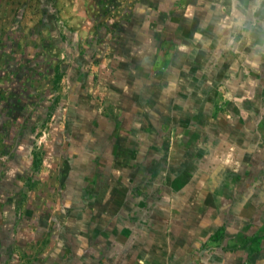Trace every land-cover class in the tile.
<instances>
[{
	"label": "rangeland",
	"instance_id": "374dc122",
	"mask_svg": "<svg viewBox=\"0 0 264 264\" xmlns=\"http://www.w3.org/2000/svg\"><path fill=\"white\" fill-rule=\"evenodd\" d=\"M260 2L264 0H248V12L243 13L235 11L237 0H0V264H73V256L79 257L76 264H103L121 250L119 232L101 244L94 228L106 225H92L98 241L85 248L73 245L68 230L80 218L91 224L105 221L98 214L105 205L91 198L108 174L113 177L109 190L124 194L120 211L125 205L133 214L144 208L140 203L146 201L138 197L143 185L131 176L122 182V168L115 167L117 141L123 137L139 144L140 126L174 124L147 101L148 95L146 102L139 98L141 90L158 95L173 82L196 84L203 69L228 62L225 80L230 79L211 90L216 97L210 109L222 117L216 121L221 128L237 125L231 123L234 81L240 79L236 70L244 60L254 63L253 50L245 52L243 45L256 25L253 5ZM237 15H244L243 25ZM215 17L220 24L212 21ZM238 31L242 39L222 38ZM260 32L254 43L260 44L264 60V28ZM242 51L245 57L239 58ZM219 69L215 77L221 75ZM248 73L246 79L259 74ZM109 85L118 98L135 96L130 117L124 116L123 103L107 101ZM135 87L141 88L138 94ZM176 91L183 100L185 90ZM252 91L244 104H234L244 107L250 131L264 117V89ZM164 140L166 145L172 141L169 133ZM251 148L247 159L259 160ZM137 154L140 159L148 156L146 151ZM253 170L247 167L249 174ZM130 194L132 201L127 200ZM249 205L262 207L260 201ZM119 210L121 215L124 209ZM74 212L81 214L72 219L69 214ZM249 213L240 216L251 230L238 232L231 225V241L218 246H231L232 255L245 261L257 257L259 263L264 258V215ZM222 237L218 231L211 233L202 250Z\"/></svg>",
	"mask_w": 264,
	"mask_h": 264
},
{
	"label": "crops",
	"instance_id": "0c3cea01",
	"mask_svg": "<svg viewBox=\"0 0 264 264\" xmlns=\"http://www.w3.org/2000/svg\"><path fill=\"white\" fill-rule=\"evenodd\" d=\"M246 2L248 0H237L235 11L248 12L249 4ZM254 9L256 25L247 35V41L243 39L245 52L253 50L250 51V59L254 63L250 65L244 60L242 65H237L236 73L240 79L237 77V81H234L237 91L231 97V115L234 116L231 117V123L237 125L231 127L228 123L227 127L221 128L216 121L222 117L211 113L210 109L216 97L211 90L223 79H230L225 80L230 71L228 62L203 69L201 79L196 84L189 85V81L182 80L180 84L173 82L166 90L161 89L163 91L160 90L158 95H155L156 90L149 94L135 87L138 88L137 94L141 90L140 99L145 100L148 95L147 101L151 100L156 107L165 111L166 120L174 124L169 128L158 129L140 126L137 134L140 137L139 144L127 143L123 137L117 141L114 162L115 167L122 168L125 175L121 181L128 182L130 176L134 180L138 179V184L143 185L138 197L146 203H140L144 208L136 209L137 214L130 212L126 205L122 213L119 205L124 200V194L109 190L107 183H111L112 176L108 174L101 177L99 182L105 185L91 199H100L105 205L98 213L105 221L91 224L80 218L73 225L70 224L68 231L76 248H85L90 242L98 241L92 236V225L95 227L100 224L106 225V228L95 227L94 230L100 232L103 245L106 238L122 233V238L118 239L117 236L121 250L113 256H107L103 264H264L262 256L259 263H255L257 257L253 256L245 261L241 256L231 254V246L228 249L218 246L225 240L231 241V225L236 226L238 232L251 230L246 220L241 219V214L245 212L250 215L249 212L254 211L258 216L264 215V130L260 125L264 117L260 116L259 128L250 131L246 127L247 113L244 107L239 106L237 109L234 106L236 102L244 104L252 90L264 89V60L259 52L261 46L254 43L257 36L261 38L260 31L264 28V3H258L257 7L253 5ZM220 14L221 9L218 10V18ZM217 17L212 21L220 24ZM237 17L238 23L243 25L244 15ZM206 35L202 33L201 36L206 38ZM239 35H242L241 31L228 33L222 38L242 39L243 36ZM232 55L231 52V58ZM240 57H245L243 51ZM218 68L221 75L215 77L213 74ZM250 71L259 74H252L254 79H246L245 73ZM108 87L107 101L115 100L117 106L123 103L127 111L124 116L130 117L129 103L134 101L135 96H132V100H129V96L118 98L116 88L112 85ZM177 88L185 90L183 100L177 95ZM137 118L142 119L143 116ZM168 133L172 141L166 145L164 136ZM253 137H259L260 140ZM249 148L253 153H258L259 160L247 159ZM140 151L148 152L146 159H140L137 154ZM87 166L82 165L83 168ZM248 166L254 168L251 174L247 171ZM121 181L119 184H122ZM127 200H131V194ZM255 201H260L262 207L251 208L249 202ZM78 214L81 213L74 212L69 216L75 219ZM135 215H138L137 219L133 218ZM238 217L240 220L237 221ZM118 220L123 224L119 226ZM260 225L264 223L260 221ZM215 231L223 236L221 241L218 240L213 247L203 251L202 243ZM78 258L73 256V264Z\"/></svg>",
	"mask_w": 264,
	"mask_h": 264
}]
</instances>
